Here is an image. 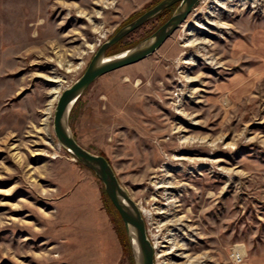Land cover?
Returning a JSON list of instances; mask_svg holds the SVG:
<instances>
[{"label":"rangeland","instance_id":"1","mask_svg":"<svg viewBox=\"0 0 264 264\" xmlns=\"http://www.w3.org/2000/svg\"><path fill=\"white\" fill-rule=\"evenodd\" d=\"M159 1L0 0V264H131L52 119L97 48ZM68 126L145 212L155 264L264 260V0H200L156 52L96 79Z\"/></svg>","mask_w":264,"mask_h":264},{"label":"water","instance_id":"2","mask_svg":"<svg viewBox=\"0 0 264 264\" xmlns=\"http://www.w3.org/2000/svg\"><path fill=\"white\" fill-rule=\"evenodd\" d=\"M200 0H161L140 16L121 27L102 43L81 76L59 95L54 108L52 127L58 144L76 162L94 173L117 211L125 230L135 264H155V252L148 239L140 208L121 186L108 161L84 149L74 139L68 126L70 112L82 93L98 78L120 68L136 64L156 52L185 21ZM176 5L170 17L134 47L112 56L107 51L166 9Z\"/></svg>","mask_w":264,"mask_h":264},{"label":"trees","instance_id":"3","mask_svg":"<svg viewBox=\"0 0 264 264\" xmlns=\"http://www.w3.org/2000/svg\"><path fill=\"white\" fill-rule=\"evenodd\" d=\"M175 7H176V5L166 9L165 11H163L161 14H159L156 17V19L160 21V24H163L170 17V15H171L172 11L175 9ZM103 194H104L105 198L107 199V201L109 202V205L112 208V210L115 211L116 214H118L117 211L115 210V208L113 207V205L111 204V202L109 201V199H108L107 195L105 194L104 190H103ZM118 230H119L118 231L119 241H120L121 244H123L125 250L127 251L130 263L131 264H135L134 260H133V257H132V253H131L129 242H128L126 234H125V230L123 228L121 230L120 229H118Z\"/></svg>","mask_w":264,"mask_h":264},{"label":"bare ground","instance_id":"4","mask_svg":"<svg viewBox=\"0 0 264 264\" xmlns=\"http://www.w3.org/2000/svg\"><path fill=\"white\" fill-rule=\"evenodd\" d=\"M203 29V28H202ZM47 81L48 82H50V83H58V81L57 80H55V79H50V78H47ZM52 93H54V94H56V93H58L56 90L55 91H53ZM59 97V96H58ZM58 99V98H57ZM186 141V140H185ZM187 142H191V141H187ZM176 159H178V160H183L184 158H176ZM185 160V159H184ZM169 184L168 183H164L163 185H159L158 186V188H160V189H168L169 188V186H168ZM139 207V206H138ZM140 211H141V213H142V210L140 209ZM143 215H146L145 214V212H143L142 213Z\"/></svg>","mask_w":264,"mask_h":264},{"label":"built area","instance_id":"5","mask_svg":"<svg viewBox=\"0 0 264 264\" xmlns=\"http://www.w3.org/2000/svg\"><path fill=\"white\" fill-rule=\"evenodd\" d=\"M230 258L232 259V261L234 263H240L242 261V255L240 254V252L234 251L231 253Z\"/></svg>","mask_w":264,"mask_h":264},{"label":"crops","instance_id":"6","mask_svg":"<svg viewBox=\"0 0 264 264\" xmlns=\"http://www.w3.org/2000/svg\"><path fill=\"white\" fill-rule=\"evenodd\" d=\"M108 232V231H107ZM100 234H103L102 232ZM109 234V233H108ZM105 235V234H104ZM109 236V235H108ZM249 264H264V260L262 259H254Z\"/></svg>","mask_w":264,"mask_h":264},{"label":"flooded vegetation","instance_id":"7","mask_svg":"<svg viewBox=\"0 0 264 264\" xmlns=\"http://www.w3.org/2000/svg\"><path fill=\"white\" fill-rule=\"evenodd\" d=\"M186 159H188V158H186ZM190 160V159H189Z\"/></svg>","mask_w":264,"mask_h":264}]
</instances>
